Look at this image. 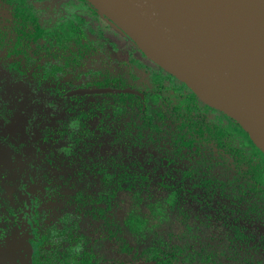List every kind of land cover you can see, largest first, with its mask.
<instances>
[{
  "label": "trees",
  "instance_id": "16d2710c",
  "mask_svg": "<svg viewBox=\"0 0 264 264\" xmlns=\"http://www.w3.org/2000/svg\"><path fill=\"white\" fill-rule=\"evenodd\" d=\"M79 1L89 13H98L86 0ZM0 9L7 15L0 21V44L10 42L11 49L24 54L32 46L34 54L50 52L79 72L87 63L99 60L100 75L87 87L133 88L144 95L143 100L135 95H104L65 101L69 157L78 158L77 150L91 153L98 140L121 145L120 155H104L84 166L99 177L77 199L92 218L103 222L107 239L118 232L141 230L140 217L129 212L119 225L112 210L121 194L131 197L133 204L143 203V194L151 192L156 180V193H161L168 210L179 219L178 237L172 242L161 235L159 240L145 243L140 258L151 264H264V237L253 243L254 235L247 236L230 224V231L217 239L211 235L209 219V223L201 222L222 216H232V222L264 220V152L236 120L202 102L171 74L143 64L134 51L118 69L107 54L112 52L110 48L106 51L112 43L99 30L96 33L102 42L88 40L95 32L81 28L79 17L76 24L69 22L56 34L43 37L40 32H29L39 28L27 0H0ZM100 51L108 59L99 57ZM55 89L52 94L60 96L72 84L69 81V87ZM84 167L77 172L85 174ZM81 260L80 264H95L90 257Z\"/></svg>",
  "mask_w": 264,
  "mask_h": 264
},
{
  "label": "flooded vegetation",
  "instance_id": "af4514ba",
  "mask_svg": "<svg viewBox=\"0 0 264 264\" xmlns=\"http://www.w3.org/2000/svg\"><path fill=\"white\" fill-rule=\"evenodd\" d=\"M33 7L32 9V18L33 21H36V26L39 28L33 32H40L43 37H48L51 33L56 34L57 32L61 31L64 25H68L69 22L77 23L76 17H79V20H83L82 17L79 15L80 13H85L86 15L93 16L95 14L87 12H79L75 11L72 19L62 20V22L54 27L48 26L39 14L38 6L43 5L42 3L46 2L47 0H27ZM78 4L79 0H65L62 6H65V10L67 12L74 11L73 8L68 5V2ZM81 3V2H80ZM69 6L71 9H69ZM85 6V5H84ZM86 7V6H85ZM97 11V10H96ZM77 12V13H76ZM91 12V11H90ZM42 14V12H41ZM7 15L0 9V21H2ZM5 20V19H4ZM45 20V19H44ZM31 21V20H30ZM28 21L32 23L33 21ZM84 24V21L83 23ZM81 24V28H82ZM90 29V28H89ZM91 30H99L101 33L100 28L91 26ZM25 32L23 35H26ZM16 35V32L13 33ZM42 37V38H43ZM16 38V37H15ZM107 39V38H106ZM113 44V42L110 40ZM10 42H8V45ZM7 44L3 45L0 44V65L7 70L9 73V77L12 80H7L5 78L1 79L0 83V96L2 92L10 85H17L21 83L23 86L31 87L36 92L40 93L41 95L45 96L48 100V107L52 108V104L59 105L61 112L66 114L68 117V124L69 127V114L67 113V109L64 107L65 101L75 98V97H92V96H104V95H134L129 93H118V94H97V95H77L69 97L67 94L71 91L77 89H90V88H112L118 90H125L130 89L134 90L141 94V96H137L144 99V95L133 88H116V87H87V84L83 85H74V81L70 80L71 77L77 78V75L82 73L79 68L71 69L69 68V64H64L65 61L58 60L57 58L53 57L50 52L47 51H39L37 54L36 48L32 47H24L27 49L26 53L24 54L22 51L13 50ZM117 45L113 44V48L117 51ZM118 52V51H117ZM117 52H114L117 55ZM107 58V57H105ZM112 58V57H111ZM138 58V57H137ZM127 60V59H126ZM122 61L120 63H114V65L120 69V66L126 61ZM141 60V59H140ZM113 61V58H112ZM143 64L147 66H153L147 64L141 60ZM87 65V64H86ZM84 67V66H83ZM83 67L81 69H83ZM76 75V76H75ZM99 76V75H98ZM97 76V77H98ZM69 81L72 84V89H67L64 91L60 96L57 94H52L51 90H54L57 87L67 86L69 87ZM94 81V80H93ZM91 81L88 84L93 83ZM66 84V85H65ZM56 90V89H55ZM5 101L0 99V222L2 224H7L9 228L8 234L1 233L0 234V264H80L82 262V257H90L94 261L95 264H104L102 261L99 263V260L96 259V256L93 254L87 253L85 250L81 252L79 246L82 243L83 245L86 244L87 237L85 234L81 232V225L85 219L88 217L92 220L93 223L97 224L98 228L101 231V239L100 242H115L117 247L121 252H127L129 255V259L125 262H119L117 264H151L140 258V250L146 245L145 243L155 241H136V234L141 230L130 234L128 231L117 233L116 237L107 239V234L102 227L103 222L100 219L92 218L90 215V211L88 208L80 207V203H77V199L80 198L79 194L82 192L81 190L86 187L87 180L84 178H78L77 186L70 187V195H63L61 193V187L63 186L62 181L55 176H53L50 172L51 170L58 165V158L60 159V163H63L69 159H73L69 157V138L68 132L57 131V129L53 127L55 125H50L51 120H54L58 117L56 114L58 112H53L52 116L50 117V123H45L47 116V111H31V115L35 116V119H39L41 122L45 123L41 127H35L34 129H22L20 126H16L15 120H11L9 122L10 111L8 109V105H5ZM206 104V103H205ZM208 105V104H207ZM210 106V105H209ZM212 107V106H210ZM214 108V107H212ZM29 109L30 106H29ZM215 109V108H214ZM218 110V109H217ZM51 110H49L50 112ZM220 111V110H219ZM222 112V111H221ZM224 113V112H223ZM225 114V113H224ZM2 126H6L3 128ZM56 130V131H55ZM65 145L67 144V148L60 147L61 146V139L65 136ZM116 152L114 155H120L121 145L118 143L116 146ZM195 151V148L193 149ZM78 151V150H77ZM76 151V154H78ZM112 151V150H111ZM64 153V157L62 156ZM112 155V156H114ZM127 154L122 155L121 157L126 156ZM98 158V157H97ZM120 157H118L119 159ZM93 159V158H92ZM77 162V159H75ZM120 162V160H117ZM78 163V162H77ZM79 164V163H78ZM168 162L166 160L163 161V165L167 166ZM37 168L41 171L42 176L40 184L48 183L49 185L54 186L53 195L50 198H45L46 201L41 199L42 191H36L34 187L35 181L33 180V175L26 178V172ZM81 168H77V171ZM88 168H86V171ZM78 177L84 176L82 172L78 173ZM94 175V174H93ZM88 177V174H87ZM155 177L154 179H157ZM67 180V179H66ZM69 181V179H68ZM156 181V180H154ZM68 186L66 190H68ZM77 188V189H76ZM69 191V190H68ZM46 197V196H45ZM65 202L66 206H70V211L65 212L69 215L59 217V214L53 215L51 212L47 215H42L38 209L41 204H53L56 202ZM35 202V204H34ZM119 203V202H118ZM50 205H47L48 207ZM79 205V206H78ZM41 208V207H40ZM45 208V207H44ZM51 208V207H50ZM168 209V206H167ZM50 211V210H49ZM115 213V220L119 223L122 220L116 215V208L112 210ZM64 212V211H63ZM133 214V213H132ZM42 215V216H41ZM49 215V216H48ZM134 215V214H133ZM135 216V215H134ZM45 218H47L44 226V232L39 229L38 225H41ZM176 217V216H175ZM222 216L221 218H223ZM177 218V217H176ZM229 218V217H227ZM232 220L233 217L231 216ZM208 219L210 223L208 222ZM220 218L210 217V218H203L202 223H209L211 235L215 238L220 239L224 235L225 229L230 231V226L222 227L221 229L223 233L221 235H214L212 232L211 223L213 221L218 220ZM179 222V219H177ZM229 221L230 224H234V227L240 228V225L237 222L240 220L238 219L236 222ZM82 222V223H81ZM224 224V222H222ZM179 225V223H178ZM0 227H3L2 225ZM178 227V226H177ZM6 228V227H5ZM63 228L64 231H69V250L73 254L77 255V253L81 252V257H74L72 255V259L69 261L68 258L71 257L70 254H64L65 256L60 255L59 253L53 252L56 249L55 244L51 241L52 232L55 233L61 231ZM179 228V227H178ZM142 229V228H141ZM243 234L248 235V232L244 231L240 228ZM5 232V231H4ZM164 232V231H163ZM161 232L160 234L171 241L169 237L173 238L171 235H167ZM177 234V233H176ZM55 235H58L57 233ZM76 235V238L74 239ZM253 235V233H250ZM167 238H166V237ZM160 239V238H159ZM157 239V240H159ZM36 246L37 250L33 252V248ZM83 248V247H82ZM54 257H66L63 259L64 261H59ZM68 257V258H67ZM259 257V256H257ZM70 259V258H69ZM83 264V263H82Z\"/></svg>",
  "mask_w": 264,
  "mask_h": 264
},
{
  "label": "water",
  "instance_id": "95a60500",
  "mask_svg": "<svg viewBox=\"0 0 264 264\" xmlns=\"http://www.w3.org/2000/svg\"><path fill=\"white\" fill-rule=\"evenodd\" d=\"M86 1L204 102L236 120L264 152L253 137L264 144V0ZM142 37L155 41L171 62L151 58L136 42ZM200 88L223 108L208 103ZM109 93L141 96L112 88L67 96Z\"/></svg>",
  "mask_w": 264,
  "mask_h": 264
},
{
  "label": "rangeland",
  "instance_id": "374dc122",
  "mask_svg": "<svg viewBox=\"0 0 264 264\" xmlns=\"http://www.w3.org/2000/svg\"><path fill=\"white\" fill-rule=\"evenodd\" d=\"M64 1L65 0H47L46 2L42 3L43 5L38 6L37 10L39 11L40 16L42 17V20L48 26L54 27L55 25L60 24L62 20H66V19L73 20L72 14H74L75 11L85 12L87 10V8L80 2H77L78 4H75V3L71 4V2L69 1L67 4L70 5L74 11L71 10L67 12L65 10V6H62V4L65 3ZM70 6H69V9H71ZM79 15L82 17L84 21V24H82V28L84 30L88 31L89 28H91V26L98 27L101 29V31H103L102 37L107 38L108 41L111 40L114 45H117L116 47H117L118 52L115 51L113 47H110V45H108L109 47L106 49L107 51L110 48V50L112 51L111 53L110 52L107 53L109 54L110 58L111 57L113 58V61L110 60L113 62V63L110 62L112 65L114 63H120L128 59V57H130L128 53H131V51H134L133 52L134 57L136 58L138 57L143 62L153 65L154 67H159L167 73L170 72L168 69L161 67L159 64H157L152 59H150L136 45V43L133 40H131L126 34H124L111 20H109L108 18L100 14V12H98L96 15H93V16L86 15L85 13H80ZM93 31L95 33L89 35L88 40L94 41V42H97V41L102 42V40H99V38L97 37L98 36L97 35L98 33H96L97 30H93ZM101 52L102 51H100L99 57L102 56L104 60V58L108 55L103 56ZM114 52H117V55H115L116 53L114 54ZM108 63L106 64L108 65ZM101 67H102V64L99 60L94 61V62H89L87 63V65L83 67V69H81L82 73L77 75V78L71 77L70 80L74 81L73 84L75 86L88 84L94 80L95 76L100 75V73L98 72L99 71L98 69ZM139 72L144 73L143 71H138L137 73ZM169 74H171V72ZM2 78H5L9 81L12 80V78L9 77V73L7 72V70L5 68L3 69V67L0 65V83H1ZM0 99L6 102L5 105H8V109L11 113L9 116V119H10L9 122L11 120H15L16 121L15 125L20 126L22 129H27V130L34 129L35 127H41L43 125H46L45 123H47L48 125V123H50V120H51L50 117L52 116L53 112L54 113L58 112L56 114L58 117L54 120V122H52L51 120L52 124L50 125H55L53 127V130L55 128L57 129V131L60 132L62 129L63 133L64 132L67 133V131L69 130V127L66 126V124H68V117L66 114H63V112H61L60 106L52 104L51 106L52 108L48 107L49 103H48L47 98L41 95L40 93L36 92L31 87L23 86L21 83H19L18 86L10 85L2 92ZM199 99L202 102H204L202 98L199 97ZM29 106L31 109H29ZM32 110L35 112L36 111L37 112L47 111L46 113L48 117L44 121L45 123L41 122L39 119H35V116L31 115ZM49 110L51 111L49 112ZM94 126L95 125H92L89 128L92 129ZM2 127L3 128L5 127L6 129V126H2ZM66 133H65V136H63L60 141L62 142L60 146L61 148L62 147L67 148L68 146L67 144L65 145L64 143L65 138H66ZM117 144H118L117 141L111 142V140H98L96 142V146L93 147L91 153L85 154V153H82L80 150H78L77 151L78 154H76L78 158L76 159L79 164L75 161L74 158L69 159L63 163H60V159L58 158L57 160L58 165L54 167L50 173L62 181L63 186L61 187V193L63 195L65 194L69 196L70 187L77 186L78 178L84 179L87 174H88V177L85 178L87 180L86 182L90 184H96L97 182H95L94 179H97L99 175L95 176L93 175L95 174V172L92 173L89 170L86 171V168L84 166H88V167L91 166L92 165L91 161L97 162L99 160L98 158L103 157L104 155H108V154L114 155L116 152ZM89 154L92 155V158H93L92 160H89V157H90ZM62 156L63 157L65 156L64 153H62ZM80 159L81 161H78ZM80 166L84 167L85 175L78 177L77 168H79ZM32 175L34 177L32 181H35L34 187L36 188V191L41 190L43 193L41 196V199L43 201H46V199L50 198L51 195L54 196L53 194L54 186L49 185L46 182L43 184H40L39 180L41 179V176H42L41 171H39L37 168H34L33 170L26 172V178ZM67 186L69 187L68 188L69 191L66 190ZM155 188H156V185H155V182L153 181L151 190H150L151 192H146L143 194L141 199H143L144 202L140 204H133L134 200L128 195L126 196L124 194L119 195V198H118L119 203L116 207V215H118V217L121 219L122 216H125L129 212H132L136 217H140L142 219L143 221L142 229L140 232L136 234V239H135L136 241L140 243L141 241L143 243L146 241L159 239L161 237L160 233L163 231H164L163 233L173 236V238L171 237L169 238L172 242H175L178 237V235L176 236L175 234L178 229L177 226L179 222L177 218L174 215H172L171 212L168 210L169 207L167 209L168 205L163 199V196L161 195V193H156ZM149 197H152L151 198L152 200H149L150 199ZM66 202L67 201L65 202L59 201L51 205L49 203L47 204V205H50L49 207L46 204H41L39 206V204L37 203V205H38L39 211L42 212L41 213L42 215H47V213L50 214V212L51 213L53 212L52 213L53 215L59 214V217H60L61 213H62L61 216L69 215V213L67 214L65 213L69 211L70 209V206L69 207L66 206L65 204ZM71 210L72 209H70V211ZM43 218L44 217H42L41 219L42 220V223H40L41 225H38L39 229L42 232H44V226L47 220V218H45L43 221ZM231 220H232L231 217L229 218L223 217V218H220L219 221L218 220L213 221L211 223L213 234L221 235L223 231L220 229L222 227L229 228V225H230L229 221ZM222 222H224V224ZM221 224H222V227H221ZM237 224L240 225V228H242L244 231L248 232V235H250V233H253L254 235L253 243H256V240L260 236L264 237V220H260V218L258 217L252 221H247L246 218L245 219L241 218L237 222ZM1 225L3 227H0V234L1 233L8 234L9 232V228L7 227L8 225L2 224L0 222V226ZM64 229L65 228H63L59 232L57 231L56 233L58 235H55L56 233L53 231L52 236H51V240H52L51 242L55 244V247H56V249H54L53 252L57 254L59 253L62 256H65L64 254H67V253L71 255V257H69L70 259L67 257L69 261L73 258L72 255L74 257H81L82 256L81 252H83L84 250L87 253H89V255L94 253V255L96 256V259L99 260V263L103 261L104 264H117L119 262H125L129 259V255H127V252L120 253L119 248L117 247L115 242H103V243L100 242L101 231L98 228L97 224L93 223L89 217L83 221L81 228H80L81 232L85 234L87 237H84L86 239V244L83 245L82 243H80L81 245L79 246V248L81 252L77 253V255L74 254L75 252H73L72 254L71 251L69 250V243L66 242V241H69L70 239L69 231L67 230L66 232L64 231ZM74 239H77L76 235ZM77 241H79V239H77ZM36 250L37 248L35 246L33 248V252H35ZM54 258L59 259V261L61 262L64 261L63 259H66V257H54Z\"/></svg>",
  "mask_w": 264,
  "mask_h": 264
},
{
  "label": "bare ground",
  "instance_id": "6f19581e",
  "mask_svg": "<svg viewBox=\"0 0 264 264\" xmlns=\"http://www.w3.org/2000/svg\"><path fill=\"white\" fill-rule=\"evenodd\" d=\"M136 42L138 43V45L140 47H142L145 50V52L151 58L159 60L161 62H166V63L171 62V59L165 54L163 49H161L155 41L150 40V39H146V37H142V38L136 40ZM198 91H200L205 96H207L208 103H210L211 105H213L215 107L223 108L222 105H220L218 103V101H216L215 98L213 96H211L210 93L203 90L202 88H200ZM253 137L256 140V142L264 148V144L262 143V141L255 135H253Z\"/></svg>",
  "mask_w": 264,
  "mask_h": 264
}]
</instances>
